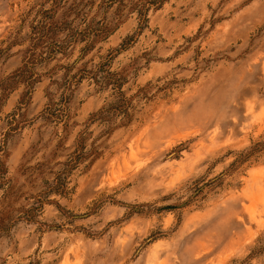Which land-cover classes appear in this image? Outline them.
Instances as JSON below:
<instances>
[{
	"label": "rangeland",
	"instance_id": "1",
	"mask_svg": "<svg viewBox=\"0 0 264 264\" xmlns=\"http://www.w3.org/2000/svg\"><path fill=\"white\" fill-rule=\"evenodd\" d=\"M263 135L264 0H0V264H264Z\"/></svg>",
	"mask_w": 264,
	"mask_h": 264
},
{
	"label": "trees",
	"instance_id": "2",
	"mask_svg": "<svg viewBox=\"0 0 264 264\" xmlns=\"http://www.w3.org/2000/svg\"><path fill=\"white\" fill-rule=\"evenodd\" d=\"M118 86L119 85H116L117 88ZM263 151H264V135L260 137L258 140L251 142L247 147L241 150L237 154L236 159L233 162L241 163L249 158L257 156L259 153Z\"/></svg>",
	"mask_w": 264,
	"mask_h": 264
}]
</instances>
